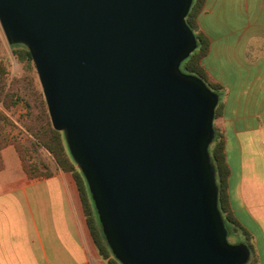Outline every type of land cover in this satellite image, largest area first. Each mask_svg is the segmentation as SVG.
I'll return each instance as SVG.
<instances>
[{
  "label": "water",
  "instance_id": "95a60500",
  "mask_svg": "<svg viewBox=\"0 0 264 264\" xmlns=\"http://www.w3.org/2000/svg\"><path fill=\"white\" fill-rule=\"evenodd\" d=\"M193 0H0L122 264H246L209 147L219 96L182 71Z\"/></svg>",
  "mask_w": 264,
  "mask_h": 264
},
{
  "label": "crops",
  "instance_id": "0c3cea01",
  "mask_svg": "<svg viewBox=\"0 0 264 264\" xmlns=\"http://www.w3.org/2000/svg\"><path fill=\"white\" fill-rule=\"evenodd\" d=\"M201 64L223 86L214 124L225 138L231 209L264 264V0H206ZM217 105V106H218ZM0 170V264H108L87 227L72 172L31 177L20 158Z\"/></svg>",
  "mask_w": 264,
  "mask_h": 264
},
{
  "label": "trees",
  "instance_id": "16d2710c",
  "mask_svg": "<svg viewBox=\"0 0 264 264\" xmlns=\"http://www.w3.org/2000/svg\"><path fill=\"white\" fill-rule=\"evenodd\" d=\"M205 2L206 0H193L192 6L186 17L188 25L196 34L197 47L189 55V57H187L182 62L181 66L184 68L185 72L201 77L220 98L223 91V86L219 82L211 79L201 64L202 58L207 54L209 50V41L199 29L197 22V17L204 8ZM11 47L20 60L26 61L28 66L33 67L34 60L30 50L26 45L18 43L11 44ZM10 85L11 82L9 83L8 81V69L3 61L0 60V103L3 104L5 109L11 110L20 102L24 101L25 106L28 108V110H30V101L22 94L18 93V90L15 91V89H13ZM219 114L220 106L218 105L216 108L215 117H218ZM10 120L11 119L9 115L5 112V110L0 108V170H2L4 167L2 150L12 142V139L6 129V126L8 125ZM25 126L27 127V130L31 131L32 134L35 135V137L38 139V141H40L52 153L62 170L73 172L79 186L89 227L101 255L108 260L109 264H122L120 260L116 258L108 244L101 222L99 220V215L95 207V203L94 201H92L91 194L90 192H88L89 190L87 191L88 185L86 182V178L80 168L77 167V163L68 148L64 132L54 128V126L52 125V121H50L49 119V116L44 132H41L39 129L38 131L34 130L33 127L28 124H25ZM209 151L216 169V179L219 188V209L224 216L226 224L231 223L235 229L239 228L245 234V240L240 244H243L250 253L249 260L246 264H256L257 259L252 237L250 233L239 223L231 209L228 193V179L230 175V168L226 159L225 138L221 128L215 124L214 137L210 144ZM25 171L31 177L41 175L40 172L33 173L30 167L27 165H25Z\"/></svg>",
  "mask_w": 264,
  "mask_h": 264
},
{
  "label": "rangeland",
  "instance_id": "374dc122",
  "mask_svg": "<svg viewBox=\"0 0 264 264\" xmlns=\"http://www.w3.org/2000/svg\"><path fill=\"white\" fill-rule=\"evenodd\" d=\"M0 60L3 61L8 69V81L9 83L11 82L10 86L15 89V91L18 90V93L26 97L31 103L30 110H28V108L25 106L24 101L20 102L11 110L5 109L3 104L0 103V108L4 109L11 119L6 126V129L12 139V142L6 146L12 147L11 150L6 152L8 165L10 167L13 166V161H16L17 158H20L24 169L25 165H27L30 167L33 173L40 172V176L46 177L59 172L62 169L52 153L40 141H38L35 135H33L31 131L27 130V127L25 126V124H28L31 125L34 130L38 131L39 129L41 132H44V129H46L47 126L48 116L51 121L42 83L40 81L36 65L33 62V67H30L28 66L26 61H22L19 59V57L13 51V48L11 47V44L9 43V40L5 32L3 31L1 24ZM181 69L182 71H184V68L182 66ZM2 158L4 162L3 150ZM88 188L87 191L89 190L88 192H90L91 194L92 201H94L89 185ZM84 215L87 227L91 232L85 210ZM226 226L228 229V240L230 243L238 244L245 240V234L241 229L236 228V230L231 223H227ZM105 260L108 263V260Z\"/></svg>",
  "mask_w": 264,
  "mask_h": 264
}]
</instances>
